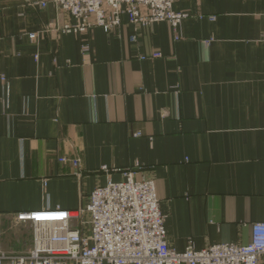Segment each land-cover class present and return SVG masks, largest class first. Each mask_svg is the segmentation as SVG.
<instances>
[{"label": "crops", "instance_id": "0c3cea01", "mask_svg": "<svg viewBox=\"0 0 264 264\" xmlns=\"http://www.w3.org/2000/svg\"><path fill=\"white\" fill-rule=\"evenodd\" d=\"M40 1L0 0L1 250L33 247L16 214L83 209L124 179L102 167L136 165L169 248L247 245L264 222V0H174L187 15L174 30L122 16L110 31L45 35L71 20Z\"/></svg>", "mask_w": 264, "mask_h": 264}, {"label": "built area", "instance_id": "2783aa9c", "mask_svg": "<svg viewBox=\"0 0 264 264\" xmlns=\"http://www.w3.org/2000/svg\"><path fill=\"white\" fill-rule=\"evenodd\" d=\"M174 0H42L68 15L71 22L59 29L47 27L42 35L81 34L93 28L110 31L126 16L129 24L141 28L165 22L175 29L185 14L173 11ZM37 35L31 33L30 40ZM264 40V37H263ZM154 58L160 55L155 53ZM6 79L0 76V83ZM58 162L76 170L78 158L61 157ZM104 173L119 172L123 181H108L89 195L85 208H59L18 213L16 223L33 228V247L23 257H11L0 248V264H258L264 261V222L250 225L247 245L218 244L200 251L191 246L176 252L166 242L165 217L155 193L154 182L134 176L141 172L102 167ZM82 229H87L83 233Z\"/></svg>", "mask_w": 264, "mask_h": 264}]
</instances>
